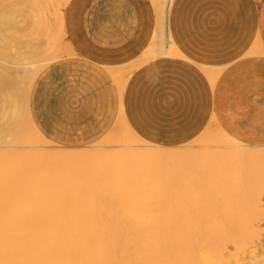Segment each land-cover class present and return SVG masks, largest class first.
Here are the masks:
<instances>
[{"label": "bare ground", "instance_id": "bare-ground-1", "mask_svg": "<svg viewBox=\"0 0 264 264\" xmlns=\"http://www.w3.org/2000/svg\"><path fill=\"white\" fill-rule=\"evenodd\" d=\"M68 1L0 0V264H263L264 140L221 112L220 86L264 61V18L243 54L201 65L215 107L195 138L149 142L121 112L98 142L68 149L50 147L29 104L39 72L69 49ZM173 1L153 0L145 58L179 54Z\"/></svg>", "mask_w": 264, "mask_h": 264}, {"label": "crops", "instance_id": "crops-1", "mask_svg": "<svg viewBox=\"0 0 264 264\" xmlns=\"http://www.w3.org/2000/svg\"><path fill=\"white\" fill-rule=\"evenodd\" d=\"M64 14L68 53L39 72L30 93L32 118L44 136L59 146L87 147L123 112L145 140L175 146L195 138L215 107L201 65L229 62L247 50L264 0H174L168 32L179 54L152 59L144 54L157 30L153 0H69ZM222 86L221 112H239L247 136L264 140V61L241 66Z\"/></svg>", "mask_w": 264, "mask_h": 264}, {"label": "rangeland", "instance_id": "rangeland-1", "mask_svg": "<svg viewBox=\"0 0 264 264\" xmlns=\"http://www.w3.org/2000/svg\"><path fill=\"white\" fill-rule=\"evenodd\" d=\"M65 7H66V5L65 6H63L62 7V10H64L65 9ZM64 16H65V14H64ZM65 18V17H64ZM64 44H65V40H64ZM47 140H48V143L50 144V147H55V146H57V147H62V148H68V149H73V148H69V147H64V146H59L58 144H55V143H53V142H51L48 138H47ZM189 142V141H188ZM87 147H89V146H87ZM87 147H80V148H87ZM263 197H264V195H263ZM264 199V198H263ZM263 203H264V200H263ZM264 215V214H263ZM263 218V220L261 221V223L262 222H264V216H262ZM263 224V223H262ZM263 226H264V224H263ZM262 226V228H264ZM261 232H263L264 233V230L262 229V231ZM264 264V263H263Z\"/></svg>", "mask_w": 264, "mask_h": 264}]
</instances>
